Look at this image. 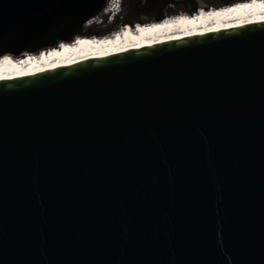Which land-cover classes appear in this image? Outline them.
Here are the masks:
<instances>
[{"label":"water","instance_id":"obj_1","mask_svg":"<svg viewBox=\"0 0 264 264\" xmlns=\"http://www.w3.org/2000/svg\"><path fill=\"white\" fill-rule=\"evenodd\" d=\"M106 2L0 0V57ZM171 6L212 7L123 0L109 33ZM0 264H264V20L1 80Z\"/></svg>","mask_w":264,"mask_h":264},{"label":"bare ground","instance_id":"obj_2","mask_svg":"<svg viewBox=\"0 0 264 264\" xmlns=\"http://www.w3.org/2000/svg\"><path fill=\"white\" fill-rule=\"evenodd\" d=\"M110 10L113 16L119 11L113 7L106 12ZM97 19L98 17L89 20L85 26L98 23ZM263 20L264 0H238L209 9H199L193 14L179 12L160 21L137 23L134 30L126 25L112 34L79 35L72 43L62 41L58 46L38 53H27L19 57L3 55L0 57V81L157 42Z\"/></svg>","mask_w":264,"mask_h":264},{"label":"rangeland","instance_id":"obj_3","mask_svg":"<svg viewBox=\"0 0 264 264\" xmlns=\"http://www.w3.org/2000/svg\"><path fill=\"white\" fill-rule=\"evenodd\" d=\"M213 6H215V5H213ZM182 12H184V11L182 10ZM177 13H179V12H176L175 14H177ZM116 16L114 17V19H111L110 18L111 15L109 12H107V13L102 12L100 15L97 16L98 17V19H97L98 23H96L95 25H99L100 28H102L104 30L99 35H105V34H108L109 31H111V29H112L111 27L115 24V20L118 19Z\"/></svg>","mask_w":264,"mask_h":264},{"label":"flooded vegetation","instance_id":"obj_4","mask_svg":"<svg viewBox=\"0 0 264 264\" xmlns=\"http://www.w3.org/2000/svg\"><path fill=\"white\" fill-rule=\"evenodd\" d=\"M203 2L208 3L211 6H213V5L220 6L222 4L221 0H203ZM182 10L189 12L188 9H184L183 7H179V6H171V7L168 8V12L170 14L171 13L174 14V13H176L178 11H182ZM117 23H118V19L115 20V24L111 28H113ZM92 29L94 31H96L98 34H100V33H102L104 31L102 28H100L99 25H93Z\"/></svg>","mask_w":264,"mask_h":264},{"label":"built area","instance_id":"obj_5","mask_svg":"<svg viewBox=\"0 0 264 264\" xmlns=\"http://www.w3.org/2000/svg\"><path fill=\"white\" fill-rule=\"evenodd\" d=\"M115 8V9H117V10H119L118 11V14H117V16H119L120 15V13L123 11V0H107V2H106V5H105V7H104V9H103V11L102 12H105V13H107L106 11H108L109 9H111V8ZM178 12H182V11H178ZM110 15H111V19H114V17L115 16H113V12L110 10ZM88 23V22H87Z\"/></svg>","mask_w":264,"mask_h":264}]
</instances>
